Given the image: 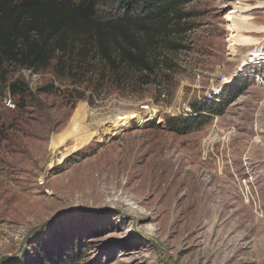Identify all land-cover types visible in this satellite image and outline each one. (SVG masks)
I'll list each match as a JSON object with an SVG mask.
<instances>
[{"label":"rangeland","instance_id":"obj_1","mask_svg":"<svg viewBox=\"0 0 264 264\" xmlns=\"http://www.w3.org/2000/svg\"><path fill=\"white\" fill-rule=\"evenodd\" d=\"M183 10L193 16L188 51L141 91L104 93L100 82L60 79L54 66L2 76L0 264H264V86L247 82L242 65L264 50V33H243L262 43L240 47L227 21L237 11L264 26V0H195ZM240 79L220 114L183 135L167 130V118ZM12 82L26 87L22 106ZM79 112L91 138L74 148ZM122 114L135 118L113 129Z\"/></svg>","mask_w":264,"mask_h":264},{"label":"trees","instance_id":"obj_2","mask_svg":"<svg viewBox=\"0 0 264 264\" xmlns=\"http://www.w3.org/2000/svg\"><path fill=\"white\" fill-rule=\"evenodd\" d=\"M193 1L0 0V79L9 67L37 74L54 66L60 79L100 82L104 93L133 85L141 91L173 68L171 56L188 51L182 39L193 16L183 7ZM243 82L190 104L187 115L167 118V130L183 135L220 114L244 89ZM7 89L22 106L24 84L12 82ZM40 91L50 93L52 87ZM150 122L155 127V120Z\"/></svg>","mask_w":264,"mask_h":264},{"label":"bare ground","instance_id":"obj_3","mask_svg":"<svg viewBox=\"0 0 264 264\" xmlns=\"http://www.w3.org/2000/svg\"><path fill=\"white\" fill-rule=\"evenodd\" d=\"M242 9H245V11H246V8L243 7ZM236 13H237V11H230V13L228 15V20H227L230 23L229 28L231 29V31L236 33V35L234 36L233 42L234 43L236 42L237 44H239L240 47H248V46H252V45H257L258 47H260V44L262 42H258L257 40L249 38V37H244L242 34L243 33H249V31L264 33V26H261V27L254 26L252 23L249 22V20H251V19H248V20L244 19V18L238 16ZM234 45L235 44H233L232 46H234ZM253 52H256V51H253ZM80 115H82L80 112L77 113V116L74 115V117H73L74 120L72 122V127H76L75 134L72 136L74 138V146H73L74 148L82 147L91 138V134H86V135L84 134L83 124L79 125V124H77V122H75L77 117H79ZM133 117H134L133 114H130V115L122 114L121 116L118 117L119 119L113 121L111 125H113V129H116L117 127L125 126L129 121H131L133 119ZM54 147H56V146H54ZM107 192H108V190L104 189L102 192H100L99 194H96V195H98L100 197V199H102L107 194Z\"/></svg>","mask_w":264,"mask_h":264},{"label":"built area","instance_id":"obj_4","mask_svg":"<svg viewBox=\"0 0 264 264\" xmlns=\"http://www.w3.org/2000/svg\"><path fill=\"white\" fill-rule=\"evenodd\" d=\"M251 54H249L242 63V65L244 64L251 66V71L247 76L248 79H246V81L250 82L254 87L264 86V50L252 52ZM239 70L240 68L237 69V71ZM218 94H220L218 90L211 89V94L209 95L208 98L217 96ZM6 105L9 108H14V104H12L10 100L7 101ZM140 112H143L145 114H150L151 112L153 113V109H151L148 105H142L140 107Z\"/></svg>","mask_w":264,"mask_h":264}]
</instances>
